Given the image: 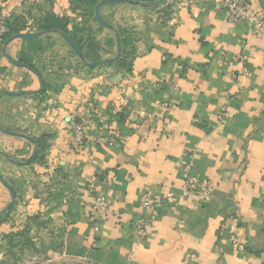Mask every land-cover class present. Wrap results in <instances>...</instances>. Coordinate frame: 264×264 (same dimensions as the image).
<instances>
[{
	"label": "crops",
	"instance_id": "crops-1",
	"mask_svg": "<svg viewBox=\"0 0 264 264\" xmlns=\"http://www.w3.org/2000/svg\"><path fill=\"white\" fill-rule=\"evenodd\" d=\"M246 1L264 16L257 0ZM222 2L172 0L168 13L103 6L111 25L135 32L129 71L88 70L58 34L32 42L36 51L14 39L7 54L33 65L41 88L0 46V216L11 206L1 181L17 193L0 223V244L24 226L39 250L90 264H264V32L229 22ZM0 13L20 34L39 32L52 18L68 19L69 31L85 25L71 0H0ZM87 26L99 61L113 59V31L93 20ZM224 56L240 57L242 67H220ZM223 106L227 117L219 123ZM71 115L85 124L79 147ZM22 136L37 150L45 146L39 160L25 162L35 145ZM186 165L213 187L210 198L182 196ZM147 190L172 199L139 240L136 225L151 216L141 204ZM98 197L108 212L93 223Z\"/></svg>",
	"mask_w": 264,
	"mask_h": 264
},
{
	"label": "trees",
	"instance_id": "trees-1",
	"mask_svg": "<svg viewBox=\"0 0 264 264\" xmlns=\"http://www.w3.org/2000/svg\"><path fill=\"white\" fill-rule=\"evenodd\" d=\"M101 1L102 0H71L73 9L74 10H77V9L81 10V16L84 19L83 24H85L81 28H73L71 31H69L67 28L68 19H66V18H63V19L52 18L49 21L50 22L49 25L44 24V25L38 26V31L44 32L45 33L44 36H46L48 34H58L61 38L63 36H67L69 38V40H71L74 43L75 47L82 54L86 63L98 62L100 60V58L96 57V55L92 52L93 50L97 49V45L94 43V41H93L94 39L90 36L91 29L89 26H87V23L89 22V20H93L96 24H98L96 19H95V7ZM130 1L143 3L144 4L143 8H145L148 11H157V12L168 13V10L170 8L169 3L172 0H167L164 3L159 4V5H155V1H157V0H130ZM263 2H264V0H263ZM109 5L114 6V5H120V4H108V5H103V6L105 7V6H109ZM122 5H126V4H122ZM101 18L105 23L111 25L110 22H108L104 17L101 16ZM98 25L100 26L101 29H104L103 26H101L100 24H98ZM111 26H112V29H109V30L113 31V33L115 35V44L117 42L116 41L117 37L119 38V41H120V46H121L120 55L118 57H116L117 56V51H116L114 53V60L110 61V62H108L102 66H97V67L88 66L87 64L83 63L79 59L80 65H82L83 67H86L88 70H98V69H101L104 67L105 68L111 67V68H115V69H119V70H123V71H129L130 61L133 58L134 43L136 41L135 32H134L133 28H130V27H121V26H114V25H111ZM6 27H7V32L5 33V35L0 40V46H3L4 43L9 38H11L17 34H20V29L18 28V26L12 22H9L7 19H6ZM115 31L117 33V37H116ZM82 34H85V35H82ZM38 38H40V37L31 39V40H24V41L31 44L32 50L36 51L39 49L40 45H37V44L32 43V42H34ZM69 50H70V53L72 55L76 56L74 51L70 47H69ZM88 50H90V54H88ZM20 62L23 63V65H25V67L27 69H29L30 71L35 73L39 78L42 79L41 74L37 71V69L33 65H31L29 62H27L26 59L21 58ZM45 88H46V84L43 81V89L39 92V95L43 94ZM44 149H45L44 145H42V144L39 145V149L37 150L36 160L40 159L41 152ZM13 161H14V159H13ZM0 179H1V177H0ZM10 183H11V186L8 183L7 184L13 189L15 197H17L16 196L17 193H16V190L14 188V184L12 182H10ZM14 206H15V203L3 212L2 216H0V223L5 221V219L9 215V213L12 212V210L14 209ZM28 234H29V230L27 228V230L24 229V230H21L20 232H11L7 236H5V238L10 240V239L22 236V235L27 236Z\"/></svg>",
	"mask_w": 264,
	"mask_h": 264
},
{
	"label": "built area",
	"instance_id": "built-area-1",
	"mask_svg": "<svg viewBox=\"0 0 264 264\" xmlns=\"http://www.w3.org/2000/svg\"><path fill=\"white\" fill-rule=\"evenodd\" d=\"M221 9L224 10L226 18L231 23H241L246 22L252 24L253 34L258 35L264 32V16L260 13L253 10L251 4L246 0H223L221 4ZM7 32L6 27V18L0 13V40ZM218 65L224 66H240L242 67V59L238 56H229L222 57L217 60ZM91 111L90 107H86L84 112L89 114ZM227 117V107L223 106L218 114V122H225ZM69 131L71 134V140L73 144L77 147L81 146L84 143L85 139V124L80 121L76 115H71L68 120ZM105 138H98L99 141H102ZM108 141L109 145L115 143V137H110L105 139ZM264 183V175L262 179ZM213 187L203 181L198 180L197 178L189 174V165H186L183 168V183H182V196H192L199 195L203 199H208L213 194ZM263 201H264V189L262 192ZM172 199V193H167L166 195H153L151 191L147 190L143 193L141 198L142 207L151 215L148 219L140 220L135 228L136 236L139 240L143 239L150 227L152 216L157 209H160L162 206L167 204ZM91 210V219L95 223L97 220H103L107 217L108 212V202L104 197H98L90 206ZM95 228V232L97 228ZM233 241H235L233 239Z\"/></svg>",
	"mask_w": 264,
	"mask_h": 264
},
{
	"label": "rangeland",
	"instance_id": "rangeland-1",
	"mask_svg": "<svg viewBox=\"0 0 264 264\" xmlns=\"http://www.w3.org/2000/svg\"><path fill=\"white\" fill-rule=\"evenodd\" d=\"M109 8L112 10L115 7L109 5L105 8V10ZM104 18L108 22L114 23L113 14H110V11ZM115 26H120V24L117 22ZM24 229L27 230V227L24 228L23 226L21 230ZM7 235L3 236L1 240L2 243L0 244V264H90L78 259L58 257L54 254H46L36 248L34 241H32V237L29 236L30 234L27 236L22 235L10 240L5 238Z\"/></svg>",
	"mask_w": 264,
	"mask_h": 264
},
{
	"label": "water",
	"instance_id": "water-1",
	"mask_svg": "<svg viewBox=\"0 0 264 264\" xmlns=\"http://www.w3.org/2000/svg\"><path fill=\"white\" fill-rule=\"evenodd\" d=\"M165 1L167 0H157L155 1V5H159V4H162L164 3ZM260 8L262 9V11L264 12V2L263 0H257ZM108 4H128V5H132V6H136V7H143L144 4L141 3V2H133V1H130V0H102L101 2H99L96 7H95V19L97 21L98 24H100L101 26H103L104 28L106 29H112V26L105 23L101 16H100V8L103 6V5H108ZM45 33L44 32H36V33H27V34H17L11 38H9L3 45V55L5 56V58L13 65L15 66H23L21 63H18L14 60L11 59V57L7 54L6 52V47L7 45L13 41L14 39H22V40H31V39H34V38H37V37H40L42 35H44ZM115 34H116V37H117V33L115 31ZM63 40L68 44V46L74 51L75 55L85 64H87L88 66H92V67H97V66H102L110 61H113V59H107V60H103V61H98V62H91V63H86L84 57L82 56V54L79 52V50L75 47L74 43L69 40V38L67 36H63L62 37ZM117 40V56L118 57L120 55V52H121V46H120V41H119V38L117 37L116 38ZM39 78V77H38ZM39 82H40V87L42 88V80L41 78H39ZM40 88V89H41ZM4 95L6 96H10V97H18V96H21L22 94L20 93H5ZM2 96H0L1 98ZM2 133L4 134H8V135H13V136H16V134H13V133H10V132H7V131H1ZM25 140H27L28 142L30 143H33L35 145V148L32 152V155L30 156L29 159H27L25 162H32L34 157L36 156V152H37V147H36V143L34 141V139L32 138H29L27 136H22ZM1 183L3 184V186L5 188H7V190L9 191L10 193V196H11V202H10V205H12L14 202H15V194L12 190V188L7 185L4 181H1Z\"/></svg>",
	"mask_w": 264,
	"mask_h": 264
}]
</instances>
